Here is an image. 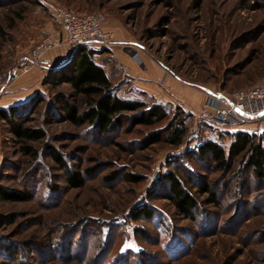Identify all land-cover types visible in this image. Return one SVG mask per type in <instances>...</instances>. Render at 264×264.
I'll return each instance as SVG.
<instances>
[{
    "label": "rangeland",
    "instance_id": "1",
    "mask_svg": "<svg viewBox=\"0 0 264 264\" xmlns=\"http://www.w3.org/2000/svg\"><path fill=\"white\" fill-rule=\"evenodd\" d=\"M52 3L74 12L101 13L105 21L120 25L125 38L132 40L127 45L142 58L219 98L226 100L237 89L264 83V0L0 1V80L5 84L0 98L5 95L7 103L12 93L7 90L18 92L14 105L28 104L27 125L46 131L43 140L31 142L39 151L34 160L19 152L0 118V184L23 189L33 182L35 188L34 199L28 202L0 201V242L14 246L0 262L264 264V180L244 162L224 172L188 155L187 149L207 138L227 149L231 137L219 133L231 131L235 122L207 127L195 122L192 113L181 145L159 142L143 148L139 139L152 127L116 130L100 137L88 125L65 120L61 101L79 104L80 97L69 84H56L54 79L75 48L60 64L47 62L46 72L32 69L17 79L9 78V70L58 27L49 7ZM87 48L93 55L84 79H107L120 97L145 96L120 73L108 47L88 43ZM166 105L176 111L174 105ZM50 146L72 170L81 169L82 187L67 184L65 172L49 155ZM168 169H175L196 194L200 181H208L220 205L208 203L206 195L198 193V219L178 214L158 180ZM113 172L115 176L107 178ZM128 172L143 180H125ZM142 202L153 210L151 218L132 219V208ZM143 232L148 238H143Z\"/></svg>",
    "mask_w": 264,
    "mask_h": 264
},
{
    "label": "trees",
    "instance_id": "2",
    "mask_svg": "<svg viewBox=\"0 0 264 264\" xmlns=\"http://www.w3.org/2000/svg\"><path fill=\"white\" fill-rule=\"evenodd\" d=\"M0 1L11 3L21 0ZM92 55L93 51L87 48V44L77 46L72 58L60 67L57 78L54 79L56 84H69L80 97L79 104L67 100L61 101L65 120L73 125H88L89 131L100 137L109 135L116 130L131 131L134 128L142 130V127H152L139 139L143 148L159 142L170 146H179L184 142L188 134L187 117H190L192 113L185 112L179 106L175 107V112H172L166 104L156 102L152 96H148L144 92L141 93L146 97L142 98L120 97L112 83L104 78L84 79L83 74L92 63ZM27 105L23 103L0 107V118L8 125L9 131L18 144L19 152L35 160L39 157V151L31 142L43 140L46 131L27 125L29 121L26 115ZM203 125L214 127L208 124ZM139 132L142 133V131ZM224 135L231 137L227 149L218 140L207 138L199 140L194 148L187 149L188 155H194L200 160L207 161L213 167L216 166L218 170L224 172L232 170L236 162H244L248 169H251L258 178L264 180V129L260 132L237 130L219 133L220 137ZM48 149L50 157L65 172L67 184L71 188L82 187L85 180L81 169L72 170L56 148L50 146ZM239 169L241 168L239 167ZM89 170L86 169L84 172ZM116 173H111V176H107V178H113ZM194 179L197 180V177ZM125 180L139 182L143 180V177L128 172L125 174ZM158 180L162 184V193L166 195L176 212L191 221L198 219L196 217V211L199 210L198 193L206 195L205 199L208 203L220 205L216 189L212 188L208 181H200L201 185L196 194L185 186L187 181H184L185 179L181 178L175 169H168L160 175ZM30 181L32 182V180ZM30 184L24 186L23 189L9 188L0 184V201L12 203L28 202L34 199V184L33 182ZM51 189L57 190L58 188L54 186V189L52 187ZM152 212L150 205L142 202L132 208L130 216L134 220L139 219L140 216L148 220L151 218ZM140 230V228H136V232ZM140 234L144 239L148 238L144 232ZM6 243L0 242V258H6L7 254H11L13 251V244L10 247ZM0 264H13V262L1 261Z\"/></svg>",
    "mask_w": 264,
    "mask_h": 264
},
{
    "label": "built area",
    "instance_id": "3",
    "mask_svg": "<svg viewBox=\"0 0 264 264\" xmlns=\"http://www.w3.org/2000/svg\"><path fill=\"white\" fill-rule=\"evenodd\" d=\"M49 7L58 27L37 42L24 61L9 70L10 79H17L32 69L46 72V54L62 45L76 48L82 44L99 43L109 47L114 43L112 32L104 28L105 17L101 13H77L53 3ZM130 54L135 62H141L137 51L132 50ZM3 87L5 84L0 80V88ZM194 119L197 123L212 126L251 122L264 129V83L237 89L226 100L207 93Z\"/></svg>",
    "mask_w": 264,
    "mask_h": 264
},
{
    "label": "crops",
    "instance_id": "4",
    "mask_svg": "<svg viewBox=\"0 0 264 264\" xmlns=\"http://www.w3.org/2000/svg\"><path fill=\"white\" fill-rule=\"evenodd\" d=\"M104 28L112 32L114 36V43L108 48L117 60L120 73L128 77L136 89L152 96L156 102L169 105L172 104L175 107L179 106L185 112L193 114L197 112L207 94L205 91L194 88L192 85L170 75L168 72L166 74L165 70L159 64L144 57L142 58L139 53L141 62H135L130 54V51L133 49L130 45H127L131 43L132 40L125 38V34L122 32L120 25L113 21H105ZM70 50H72L70 46L62 45L49 51L45 56V60L55 66V64H60L66 55H69ZM7 93L9 97L6 100L8 101L7 103L3 102L5 98V95H3L0 98V107L17 103L16 98H19L17 97L19 93L15 90H7ZM194 94H197L196 101L193 99ZM231 128H233L231 131L260 132L263 130L261 126L251 122L235 123Z\"/></svg>",
    "mask_w": 264,
    "mask_h": 264
}]
</instances>
